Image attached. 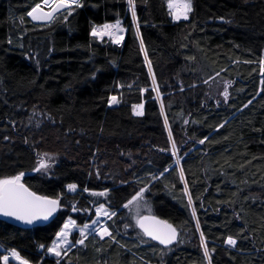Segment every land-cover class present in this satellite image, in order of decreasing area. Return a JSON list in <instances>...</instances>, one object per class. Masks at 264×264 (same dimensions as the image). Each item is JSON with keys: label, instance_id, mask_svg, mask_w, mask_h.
I'll return each mask as SVG.
<instances>
[{"label": "trees", "instance_id": "16d2710c", "mask_svg": "<svg viewBox=\"0 0 264 264\" xmlns=\"http://www.w3.org/2000/svg\"><path fill=\"white\" fill-rule=\"evenodd\" d=\"M36 3L0 0V177L29 174L37 154L49 153L57 158L50 175L22 182L60 197L62 207L32 228L0 220V256L16 249L30 264H56L45 253L64 221L89 223L103 203L117 212L106 224L115 240L89 235L60 264H208L200 232L211 264H264V0H192L189 18L178 22L164 0H134L135 26L128 0H80L66 21L63 11L50 24L28 19ZM117 20L125 30L120 45L90 35L94 25ZM212 78L231 81L226 102L208 91L204 81ZM114 95L123 101L109 106ZM139 104L142 116L133 114ZM145 184L151 213L173 224L183 243L165 248L124 227L122 205ZM105 189L106 197L90 195ZM228 236L235 246L224 243Z\"/></svg>", "mask_w": 264, "mask_h": 264}, {"label": "snow or ice", "instance_id": "6c2138e0", "mask_svg": "<svg viewBox=\"0 0 264 264\" xmlns=\"http://www.w3.org/2000/svg\"><path fill=\"white\" fill-rule=\"evenodd\" d=\"M169 15L173 20L189 18V13L192 12V0H167ZM80 0H40V3H36L31 9L27 12V16L31 18L33 22H43L50 24L53 22L57 16L62 11H67V16L64 17L65 21L68 16L72 14L71 9L73 7H82ZM129 11L132 15L133 25L137 23L136 11L134 0H128ZM23 23V18L20 20ZM120 21L117 20L115 24L105 23L102 26H93L90 32V35L96 38H103L105 36L112 39V43L120 44L123 39L122 33L124 31L120 26ZM137 38H140L139 29L136 31ZM11 43V39L8 41ZM140 50L145 52V46L142 39H140ZM145 62L148 66L149 74L152 75V67L150 61H148L147 54L145 53ZM249 63V61H245ZM259 68L260 73L264 75V56L259 59ZM219 75V73H217ZM153 90L157 91V97H159L158 88L156 87L155 76L152 75ZM264 83V80L261 81ZM208 83V81H204ZM231 81H227L224 84V91L221 95L224 97L225 102L229 98V85ZM145 90L141 89L143 93ZM109 105L119 103L116 96H111L108 99ZM251 103V101H249ZM247 107V105H245ZM143 104L133 105V114L136 116H142L143 113ZM161 114H163V105H161ZM185 123H188L185 120ZM165 127H168L167 120L165 119ZM219 127H223L220 125ZM4 139H8L7 136ZM208 137L199 140L200 144H204ZM169 140L172 141V134L169 132ZM27 143V140L25 141ZM177 145L172 141V154L176 155ZM36 166L33 168V171L41 172L47 171L51 167L50 162H54V156L49 153H38L37 154ZM179 163V160H177ZM167 171V169H165ZM24 172H19L15 175H5L0 177V216L9 217L26 225H33L38 221H48L50 218H53L55 214L61 209V198H51L47 195H39L37 192L31 190L29 187L25 186L22 182V177H24ZM163 175V173H161ZM153 180H158L159 177L153 176ZM180 180L184 181V174L181 170ZM77 184L70 183L67 185L69 192H75L77 190ZM149 190L148 185L145 184L143 187H140L130 199H127L123 203L122 207L128 209L132 213V220L135 223V227L140 230L141 238L147 237L152 241L158 242L159 245H163L165 248L174 244L175 242L183 243L179 240L178 229L169 223L167 220L159 219L157 216L151 213V210L148 209L147 214H144L141 209L145 204V193ZM85 192H89V189L85 188ZM108 189H105L101 192H90V195L97 197H106L108 195ZM184 194L188 196V207H192V198L188 195L187 185L185 184ZM80 209L77 208L75 204L72 205V211L76 212ZM87 211V209H84ZM193 218L196 217L195 209L192 210ZM117 216L116 211H110L105 204H99L95 209V219L91 220V223H85L82 226H78L76 220L67 219L64 221L62 227L59 231L55 233V238L52 240L51 245L47 247V254H50L57 258L56 264H60L61 259L64 256L68 255V250L74 247L75 245H84L85 241L88 239L89 235L94 233L96 236L100 237L103 240L105 237L115 240L112 232L109 228L101 222V218H106L111 220L113 217ZM130 225L125 224L124 227L128 228ZM196 229L200 231V225L197 222ZM73 231H78L79 238L75 239L74 243L69 239ZM225 244L229 246H235L237 240L232 236H228L225 241ZM123 247V245H121ZM200 247L203 249V255L208 264H211L210 251L206 245L205 237L203 232H200ZM39 248L43 250L45 245L40 244ZM7 255L0 256V264H10L9 257L18 262V264H30L28 259H25L20 256L19 252L16 249H8Z\"/></svg>", "mask_w": 264, "mask_h": 264}, {"label": "rangeland", "instance_id": "374dc122", "mask_svg": "<svg viewBox=\"0 0 264 264\" xmlns=\"http://www.w3.org/2000/svg\"><path fill=\"white\" fill-rule=\"evenodd\" d=\"M164 3H165V6H166L167 10L169 11L167 0H164ZM65 13L67 14V11H66V10H65ZM189 15H190V13H189ZM172 20H173V19H172ZM183 20H184V19L173 20V22H178V21H183ZM184 21H185V20H184ZM114 24H115V23H114ZM120 26H121V28H122V24H121V23H120ZM124 34H125V30H124L122 33H119V35H122L123 37H124ZM94 38H95L98 42H108V43H110V44H112V45H115V46L120 45V44H114V43H112V39L109 38V37H107V36H105V37H103V38H96V37H94ZM122 40H123V39H122ZM122 40H121V42H122ZM207 81H208V83H206V86L208 87V91H209L211 94H214V96L221 95V93L224 91V84H225V82L221 81V80L218 79V78H212V79L207 80ZM153 88H154V86H153V84H152V90H153ZM153 92H154V94H155L156 99L159 100L160 97H157V91H154V90H153ZM114 96H116V95H114ZM116 97L118 98L119 103L112 104V105H109V106H118L119 104L122 103L123 98H121V96H116ZM142 110H143V109H142ZM165 128H166V127H165ZM166 132H167V135H168V138H169V129H168V127L166 128ZM172 141H173V140H172ZM172 141H170V146H171V148H172ZM50 163H51V167H50L46 172H45V171H41V172L33 171V172H31V173H29V174H25V175L41 174V175L48 176V175H50V172H51L52 167H53L55 164H57V158L54 157V162H50ZM25 175H24V176H25ZM23 178H24V177H22V179H23ZM68 192H69V191H68ZM70 193H74V192H70ZM95 209H96V208H95ZM148 209H150V208H149V206L145 203V204H144V207L141 209V211H142L144 214H147ZM125 210H126V214H128L127 217H128V219H129L130 226L133 227V228H136V227H135V223H134V221L132 220V213H131L128 209H125ZM68 219H69V218H68ZM93 219H95V210H94V218H93ZM109 221H110V220H108V219H106V218H101V222H102L104 225H106L107 222H109ZM89 223H91V222H89ZM77 225H78V224H77ZM78 226H82V225H78ZM73 235H75V236H77V237L79 238V233H78V231H73L72 234H71L70 237H69L70 240H71V237H72ZM90 235H95V234L92 233V234H90ZM95 236H96V235H95ZM99 238H100V237H99ZM39 251L42 252L43 250L39 249ZM0 252L2 253V249H1V248H0ZM45 255H46L48 258L57 259L56 257H54V256H52V255H50V254H47V251H46ZM1 256H2V255H1ZM14 262H15V264H18L17 261L14 260ZM10 264H11V262H10Z\"/></svg>", "mask_w": 264, "mask_h": 264}, {"label": "water", "instance_id": "95a60500", "mask_svg": "<svg viewBox=\"0 0 264 264\" xmlns=\"http://www.w3.org/2000/svg\"><path fill=\"white\" fill-rule=\"evenodd\" d=\"M63 12V11H62ZM28 19L33 22L31 20L30 17H28ZM34 24H46V23H43V22H33ZM58 213V212H57ZM57 213L55 214V216L57 215ZM54 216V217H55ZM53 217V218H54ZM53 218H50L48 221H38L36 223H34L33 225H26V224H23V223H20L18 221H15L14 219L12 218H9V217H3V216H0V220H3L13 226H16V227H19V228H32V227H35V226H41V225H44L46 223H48L49 221H51Z\"/></svg>", "mask_w": 264, "mask_h": 264}, {"label": "built area", "instance_id": "2783aa9c", "mask_svg": "<svg viewBox=\"0 0 264 264\" xmlns=\"http://www.w3.org/2000/svg\"><path fill=\"white\" fill-rule=\"evenodd\" d=\"M7 254H8V251L6 252L5 255H7ZM9 260H12V264H15V262L13 261L14 259H12L11 257H9Z\"/></svg>", "mask_w": 264, "mask_h": 264}]
</instances>
